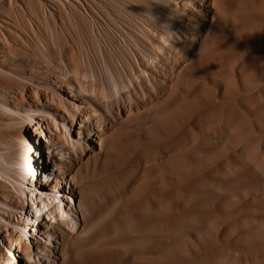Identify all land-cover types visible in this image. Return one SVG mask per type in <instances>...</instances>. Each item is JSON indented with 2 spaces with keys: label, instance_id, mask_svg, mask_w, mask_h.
I'll return each mask as SVG.
<instances>
[{
  "label": "rangeland",
  "instance_id": "obj_1",
  "mask_svg": "<svg viewBox=\"0 0 264 264\" xmlns=\"http://www.w3.org/2000/svg\"><path fill=\"white\" fill-rule=\"evenodd\" d=\"M3 4L0 78L14 83L0 87V131L24 120L25 144L42 131L51 139L46 107L9 99L37 90L88 115L108 140L80 141L77 222L49 241L26 225L23 237L48 250L35 251L39 264H264V0ZM51 111L65 139L77 140L71 116ZM10 141L3 161L15 152ZM36 171L29 182H40ZM17 195L0 192L9 205L0 203V264L20 255L6 230L17 242L35 212L31 195L25 210Z\"/></svg>",
  "mask_w": 264,
  "mask_h": 264
},
{
  "label": "bare ground",
  "instance_id": "obj_2",
  "mask_svg": "<svg viewBox=\"0 0 264 264\" xmlns=\"http://www.w3.org/2000/svg\"><path fill=\"white\" fill-rule=\"evenodd\" d=\"M0 1V15H3L7 13V9L3 4L6 0ZM7 80L8 79L6 77H1L0 87L5 85L7 89H10L11 85L14 82L12 80L7 82ZM22 86L23 88H25L26 84L21 83V87ZM44 98L41 95V92L37 90L34 91L30 98H28V96L24 92L19 93V91H12L11 93H9V99L11 100V102L18 103L22 107L34 105L42 106L44 108L46 107L47 110H49L47 112L50 116L48 124L50 126L49 133L51 134V139H46L43 131L41 132L40 136L36 135L37 138L40 139V141L42 138H45V140L48 141L46 144H41L39 139L37 140V138H34L33 136L30 137L31 141H28V143L26 144L24 143V140L29 137H26L25 135L26 128L24 120L18 121L17 124L21 126L17 130L13 128H7L6 130L0 131L1 149L2 147L3 149L12 148L10 138L13 139L15 144V152H11L10 157H5L4 161L0 159V178L4 179L3 181H0V192L1 194H3V197L6 200L8 198V195L14 193L18 194L17 199L21 205L22 210H25L26 206H28L29 208V195H31V204L34 205L35 210L34 212L32 211V209H30L28 215L26 212V217L29 221H25V225L20 226L21 234L16 239L17 242H15V240L10 237V229L6 230V240H8L12 247H19L18 252L20 253V255L16 256V259H18V262H16V264H19V262L21 261L22 264L23 262L25 264H32L29 260L27 261V258L34 259V264H39V261L36 259L37 254H35V251H38V253L41 254H46L47 249H44L35 240L38 236L35 237L33 235H30L26 236V238L23 237L24 235H26L25 230L28 229L26 225L32 224L35 227L33 230L40 234V239H42V241H49L53 238V233H55L60 228L63 222H77V212H79L80 210V205H78L75 197L71 196V194H77L75 193V189H73L77 182L75 181L76 178L74 177L73 173L76 172V169H79L78 166L80 167L79 164L85 156L84 153H82L81 155V152L79 151V148L83 150L80 141L85 137L86 141L94 143L97 142L101 147L104 148H106L108 144V140H106L105 137V131H103L102 128L98 125H96L97 127L94 126L88 115H82V118L79 119L77 118L75 112L66 111L62 108L64 107V102L59 96L45 95ZM83 101L86 100L83 99ZM52 109H62L66 113V115L71 116L70 123L72 124V127L78 125L77 140H75L72 135L68 141L65 139L63 127L60 126V124H57V117H55V115L52 113ZM23 111L27 113L28 116H30V118H26L27 120H35L33 108L29 110L25 108L23 109ZM64 121H66V119ZM53 127H55L54 131ZM66 129H68L70 133L72 132V129H69L68 125H66ZM35 132L37 133V131ZM85 145L86 147H88V149L90 148L89 151H93V149L91 148H94V145L91 146V144H89L88 142H86ZM45 149L49 154L48 160H45V157L42 156L44 155L43 150ZM55 149H60V153L57 154V152H55ZM31 150L33 152V157L36 158L38 156L36 162L34 161V159L31 160L30 158ZM0 158L3 157L1 156ZM33 166L34 168H36L38 173L41 174V177L38 181H40V184L42 183V186H39V183H33V180L32 182H29L27 180L28 175L32 173ZM57 171L60 172L61 175H57ZM6 181H8V184L6 183ZM29 185H31V187H29ZM11 187L14 188L15 192L11 191ZM64 191L67 192L63 193ZM38 200H40V203L38 202ZM0 203L5 206H9L8 203L2 201L1 199ZM30 208H33V206H30ZM3 220L4 222H9L8 219L3 218ZM31 238L34 240H31ZM48 245L53 246V241H50ZM1 250L2 248L0 249V251ZM261 250L264 251V247H262ZM3 262H7L10 264L9 260L7 259L3 260L1 263Z\"/></svg>",
  "mask_w": 264,
  "mask_h": 264
}]
</instances>
